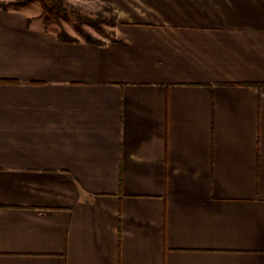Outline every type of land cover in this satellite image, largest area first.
<instances>
[{"label": "crops", "instance_id": "crops-1", "mask_svg": "<svg viewBox=\"0 0 264 264\" xmlns=\"http://www.w3.org/2000/svg\"><path fill=\"white\" fill-rule=\"evenodd\" d=\"M108 1L0 6V264H264V0Z\"/></svg>", "mask_w": 264, "mask_h": 264}, {"label": "rangeland", "instance_id": "rangeland-1", "mask_svg": "<svg viewBox=\"0 0 264 264\" xmlns=\"http://www.w3.org/2000/svg\"><path fill=\"white\" fill-rule=\"evenodd\" d=\"M4 1H14V0H4ZM66 6L68 7V12L61 15L60 21L64 30L67 29L76 38L88 39L99 38V39H109L110 37L104 36L101 32L93 26L89 18L97 19L100 25L104 27L108 32L113 30V24L115 21L118 22V18L114 19V14L118 15L115 6L108 0H64ZM29 5L31 12L35 14V18L43 21L44 10L42 4L38 0H34ZM25 5V6H27ZM107 6L111 7L110 9ZM24 7V6H23ZM22 8V7H21ZM12 9V8H9ZM19 9V8H13ZM73 11L80 13L78 16ZM44 23V22H43ZM58 25V24H53ZM66 31V30H65Z\"/></svg>", "mask_w": 264, "mask_h": 264}, {"label": "trees", "instance_id": "trees-1", "mask_svg": "<svg viewBox=\"0 0 264 264\" xmlns=\"http://www.w3.org/2000/svg\"><path fill=\"white\" fill-rule=\"evenodd\" d=\"M32 1L34 0H14V1H8V2L1 0L0 6L3 9L21 8L31 3ZM38 1L41 2L43 10H44V15H43L44 24L47 26H50L53 24L61 25V21H60L61 15L68 12V7L66 6L65 1L64 0H38ZM107 8L110 9L111 7L107 6ZM73 12L77 14L78 16L80 15V13L77 11H73ZM116 18H118V15L115 13L114 19L116 20ZM89 20L93 24V26H95L104 36H107L110 38H113L115 36L114 28L111 32H108L104 27L100 25V22L97 19L89 18ZM116 24H117V21H115V23L113 24V27H115ZM59 35L61 36L62 39L67 40V41H71V42L78 41L76 37L70 35L65 30H62ZM87 41L94 42L97 44L105 43V40L103 39L92 38V37H89Z\"/></svg>", "mask_w": 264, "mask_h": 264}]
</instances>
